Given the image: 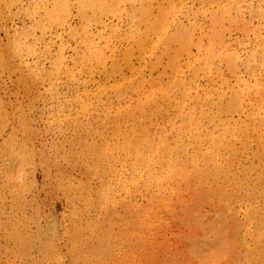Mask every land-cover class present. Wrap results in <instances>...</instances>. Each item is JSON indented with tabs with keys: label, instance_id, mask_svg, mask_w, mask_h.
<instances>
[{
	"label": "bare ground",
	"instance_id": "bare-ground-1",
	"mask_svg": "<svg viewBox=\"0 0 264 264\" xmlns=\"http://www.w3.org/2000/svg\"><path fill=\"white\" fill-rule=\"evenodd\" d=\"M1 2L2 20L18 6L29 17L13 49L36 60L37 81L78 77L84 113L104 98L127 119L126 193L142 226H162L159 210L193 181L248 179L239 158L264 148V0Z\"/></svg>",
	"mask_w": 264,
	"mask_h": 264
},
{
	"label": "rangeland",
	"instance_id": "rangeland-1",
	"mask_svg": "<svg viewBox=\"0 0 264 264\" xmlns=\"http://www.w3.org/2000/svg\"><path fill=\"white\" fill-rule=\"evenodd\" d=\"M6 11L0 0V264H264L263 147L239 158L241 187L193 181L159 210L162 226H142L126 193L127 119L104 98L84 113L78 77L37 81L36 60L13 49L29 17Z\"/></svg>",
	"mask_w": 264,
	"mask_h": 264
}]
</instances>
